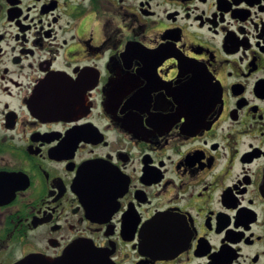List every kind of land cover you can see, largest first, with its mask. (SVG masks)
Returning <instances> with one entry per match:
<instances>
[{
  "label": "flooded vegetation",
  "instance_id": "flooded-vegetation-1",
  "mask_svg": "<svg viewBox=\"0 0 264 264\" xmlns=\"http://www.w3.org/2000/svg\"><path fill=\"white\" fill-rule=\"evenodd\" d=\"M0 264H264V0H0Z\"/></svg>",
  "mask_w": 264,
  "mask_h": 264
}]
</instances>
